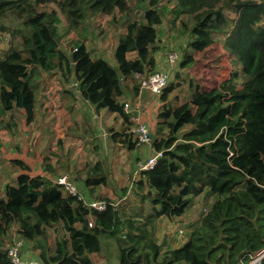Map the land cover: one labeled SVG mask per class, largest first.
Here are the masks:
<instances>
[{
  "label": "trees",
  "instance_id": "trees-1",
  "mask_svg": "<svg viewBox=\"0 0 264 264\" xmlns=\"http://www.w3.org/2000/svg\"><path fill=\"white\" fill-rule=\"evenodd\" d=\"M169 6L170 23L176 27L180 20L189 37L181 70L195 64V53L217 39L240 70L210 91L186 79L188 107L179 116L171 95L180 83L170 82L160 96L165 106L159 124L168 133L158 131L153 149L162 157L153 170L141 171L137 182L136 195H141V205L149 201V212L144 206L129 212L108 198L100 199L108 203L105 212L89 209L52 179L31 174L25 161L12 160L19 172L0 189V264H12L6 247L14 225L24 250L27 243L38 245L43 264H96L93 256L102 252L104 237L116 241L119 264H250L264 250V0H149L140 13L129 0H0V32L13 30L21 38V46H11L0 58V131L16 126L5 120L9 113L26 110L31 120L33 83L41 70L62 75L66 83L73 80V90L95 111L119 115L126 127L123 132L111 129L110 140L136 150L124 112V84L134 82L136 98L140 84L135 76L156 70L160 27ZM98 18L124 28L114 50L115 64L94 57L85 36L67 48L61 44L58 20L64 34L79 36L89 19ZM17 19L21 22L14 28ZM240 77L244 79L238 84ZM47 170L53 172V166ZM81 175L92 194L113 187L102 160L88 162ZM202 195L213 200L189 227L188 240L163 249L153 234L157 222L183 216Z\"/></svg>",
  "mask_w": 264,
  "mask_h": 264
},
{
  "label": "rangeland",
  "instance_id": "rangeland-1",
  "mask_svg": "<svg viewBox=\"0 0 264 264\" xmlns=\"http://www.w3.org/2000/svg\"><path fill=\"white\" fill-rule=\"evenodd\" d=\"M129 1L136 4V12L140 13L148 5L149 0ZM169 7V10L164 12V22L160 27L161 51L157 56V66L164 68V60L170 53H177L180 57L179 64L171 71V83H180V87L171 95L172 104L177 107L175 116H179L188 107L189 88L186 79L193 78L205 90L212 87L214 81L207 83L200 80L202 74L200 71L202 65L199 66L201 58L198 62L196 60V63L189 69H180L181 55L187 47L189 37L188 33L182 32L180 20L177 21L176 27L170 23L172 6ZM20 22L17 19L13 25L14 28H19ZM5 24L11 25L8 21H5ZM57 26L63 46L68 42L73 44L85 36L87 45L94 57L101 56L108 61V58H111L112 61L110 62L115 64L112 57L125 33L124 28L111 25L105 18L89 19L86 28L81 30L79 36L73 32L64 34L65 28L59 20ZM11 46H21V38L19 36L14 37L13 30L0 32V58ZM212 47L214 48L213 54L219 53V56H214L213 59L219 64L223 63L228 76L240 70L235 58L225 48L223 41L217 39ZM159 55H162L161 60H159ZM203 58L207 59L206 57ZM215 64L214 62L203 64L204 69L208 70L205 72L208 76H204V78L210 79L209 77H212L211 73L214 74L218 69ZM176 75H179L180 79L183 80H177ZM243 79L244 77H240L237 83L241 84ZM73 83V80L66 83L60 74L50 75L39 70L33 84L36 92L35 109L39 108L40 110L32 112L30 121L26 110L15 111L13 115L11 113L7 115L5 120L12 119L16 126L10 130L0 131V189L3 190L5 185L12 183L19 172L12 160H27L31 163L34 174H39L41 171L47 170L48 165H52L55 176L61 174H70L72 178L77 176L79 185L85 189L83 190L88 198L99 200L108 198L116 205L122 203L121 205L131 212L132 207L137 209L141 205V195H136L139 194L137 182L140 177L139 174L135 175V172L139 169V165L154 153V149L145 146L130 151L126 147H120L112 143L111 140L109 141L108 134H106L108 129H122V125L115 120L110 123L109 119L105 120L107 122L105 123L102 119L103 115L92 111L88 104L81 99L79 91L72 89ZM174 97H177V100H174ZM146 100L147 103L142 100V108L144 109V104L145 107L147 104L148 108H145L144 111L148 113V117H145V120L152 133V140H154L158 131L168 133V128L159 124V114L165 105L160 97L147 95ZM96 160H102L109 165L110 181L113 187L106 190L98 189L92 194L84 186L80 171L88 162L94 163ZM128 200L130 202L126 204ZM211 200L213 198L202 195L194 199L193 205L183 216L160 219L157 222V228L154 227L153 229L157 244L166 250L182 246L189 238V227L207 209ZM142 206L145 208L144 212H149V201H145ZM137 220L139 223L143 222L140 218ZM147 228L148 230L152 229L151 225H148ZM49 232V241L53 245L55 232L53 229ZM38 250V245L27 243L24 254L28 259H38ZM93 260L96 264H119V249L116 241L113 238L104 237L102 239V252L99 255H94Z\"/></svg>",
  "mask_w": 264,
  "mask_h": 264
},
{
  "label": "built area",
  "instance_id": "built-area-1",
  "mask_svg": "<svg viewBox=\"0 0 264 264\" xmlns=\"http://www.w3.org/2000/svg\"><path fill=\"white\" fill-rule=\"evenodd\" d=\"M69 45V42L66 43L64 48H67ZM179 61L180 57L177 53H170L164 60V68H157L152 72L136 75L135 80L140 84V91L154 97H160L170 84L172 77L171 71L179 64ZM71 87L75 89L77 85L73 83ZM124 112L129 116V120L132 123L130 134H132V140L135 141L136 147H153L152 133L144 120L141 106L139 104L134 105L126 102L124 104ZM161 157L162 152L154 151L150 157L146 158L144 162L139 165V169L135 172V175L139 174L141 171L153 170ZM51 181L54 185L60 187L65 194L75 197L89 209L97 212H105L108 209V203L106 201L88 198L86 193L80 189L70 174H64ZM90 227H93V223L90 224ZM24 246L25 242L20 236L19 229L14 225L6 247L7 255L12 264H43L38 259L26 258ZM263 259L264 250L253 257L251 264H261Z\"/></svg>",
  "mask_w": 264,
  "mask_h": 264
},
{
  "label": "crops",
  "instance_id": "crops-1",
  "mask_svg": "<svg viewBox=\"0 0 264 264\" xmlns=\"http://www.w3.org/2000/svg\"><path fill=\"white\" fill-rule=\"evenodd\" d=\"M212 50H214V48L211 46V48L209 47L208 49H206L205 51H203V52H197V54L195 53V55H194V58L197 60V62L199 61V59L201 58V61H200V64H199V66H201V72H202V74H201V77H200V80H203V82H207V83H210V82H213L214 81V84H213V86L212 87H209L208 89H204V88H202L203 90H205V91H210V90H213V89H216V88H219L220 87V85L222 84V82L224 81V80H226V79H228L229 78V76L227 75V72H225L226 71V67H223V63L222 64H219L218 62H215V59H213L214 58V56H216V57H218L219 56V53L218 52H215L214 54H213V51ZM199 53V54H198ZM113 55H114V53H113ZM203 57H206L207 59L205 60ZM222 57H223V55H222ZM113 58V57H112ZM161 58H162V56L161 55H159V60H161ZM109 59V61H112L111 60V58H108ZM223 59V58H222ZM113 60H114V58H113ZM219 61L221 60V59H218ZM208 62H214V63H216L215 65L218 67V69L215 71V73L213 74V73H211V75H212V77H209L210 79H208V78H204V76H208L207 74H205V72H207L208 70L207 69H204V66H203V64L204 65H206V64H208ZM223 62V61H222ZM112 63V62H111ZM158 68V66H156V69ZM199 71V72H200ZM199 74V73H198ZM197 74L195 73V76H196ZM201 85V84H200ZM217 85V86H216ZM124 86H125V96H126V98H127V102H129V103H132V104H134V105H136V104H139L140 106H141V108H142V100H143V102H145V103H147V100H146V97H147V95H150V94H147V93H144V92H142V91H140V89H139V92H138V94H137V97L135 98V96H134V93H133V86H134V82L133 81H128V82H126L125 84H124ZM151 97H154V96H152V95H150ZM80 97H81V99L86 103V104H88V106L92 109V111H94V112H96V114H99V115H103V117H102V119L104 120V122H105V120L107 121V119H109L110 120V123H112L111 121H113V120H115L118 124H121L122 125V129L121 128H119V129H113V128H109L108 129V133H106V134H108L107 136V138H108V140L110 141V136H109V131L111 130V129H113V130H115V131H117V132H123V130H124V128L126 127V125L123 123V120H122V118L119 116V115H117V114H109V113H107V111L106 110H101L100 112H97V111H95V109H94V107L88 102V101H86V100H84L83 98H82V96L80 95ZM41 104V103H40ZM144 104V103H143ZM145 108L147 109L148 108V106H147V104H146V107H145V104H144V109L142 108V112H143V115H144V120H145V117H148V113L147 112H145L144 110H145ZM39 111L40 109L39 108H37V109H35V111ZM145 122H146V120H145ZM105 123H107V122H105ZM87 126V125H86ZM97 137V136H96ZM116 145H119L120 147H122L120 144H116ZM124 147V146H123ZM137 149H141V148H137ZM136 149V150H137ZM97 161V160H96ZM95 161V162H96ZM106 161H107V159H106ZM29 166H30V168H31V174H34L33 172V169H32V166H31V163L29 162V161H25ZM109 166V165H108ZM84 169V168H83ZM82 169V170H83ZM133 169H134V167H133ZM135 169H136V166H135ZM109 171H110V168H109ZM80 174H81V171H80ZM34 175H42V176H45V177H47V178H50V179H56V178H58L59 176H62V175H64V174H61V175H59V176H55V173H54V170H53V172H48V170H45V171H41V173H39V174H34ZM75 181H76V183L78 184V186L80 187V185H79V182H78V177L76 176L75 178H73ZM80 189L84 192V190L80 187ZM127 199V198H126ZM140 206H142V205H140Z\"/></svg>",
  "mask_w": 264,
  "mask_h": 264
}]
</instances>
